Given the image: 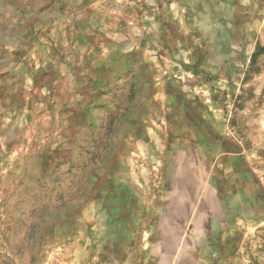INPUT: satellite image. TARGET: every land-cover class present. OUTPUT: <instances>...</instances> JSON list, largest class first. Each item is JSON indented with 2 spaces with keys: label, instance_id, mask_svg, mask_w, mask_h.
I'll return each instance as SVG.
<instances>
[{
  "label": "rangeland",
  "instance_id": "1",
  "mask_svg": "<svg viewBox=\"0 0 264 264\" xmlns=\"http://www.w3.org/2000/svg\"><path fill=\"white\" fill-rule=\"evenodd\" d=\"M0 264H264V0H0Z\"/></svg>",
  "mask_w": 264,
  "mask_h": 264
}]
</instances>
